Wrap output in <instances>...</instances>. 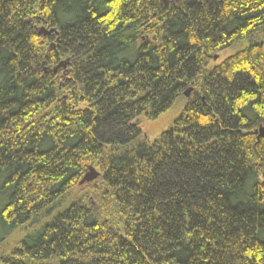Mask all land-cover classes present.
Wrapping results in <instances>:
<instances>
[{"label":"trees","instance_id":"1","mask_svg":"<svg viewBox=\"0 0 264 264\" xmlns=\"http://www.w3.org/2000/svg\"><path fill=\"white\" fill-rule=\"evenodd\" d=\"M261 128L264 0H0V264H264Z\"/></svg>","mask_w":264,"mask_h":264},{"label":"rangeland","instance_id":"2","mask_svg":"<svg viewBox=\"0 0 264 264\" xmlns=\"http://www.w3.org/2000/svg\"><path fill=\"white\" fill-rule=\"evenodd\" d=\"M232 52H233L232 49L222 52L215 61L216 62L221 61L223 58H225L227 55L231 54ZM175 108L169 110L168 112L164 113L155 120H146V121L141 120L140 129L144 134V136L149 141H152L159 134L164 132L167 129V126H169V124L178 117V113H177L178 108L176 109ZM23 229L25 230V228ZM23 229H19L13 232L8 240L0 244V256L8 252L14 246V244L22 236L24 231Z\"/></svg>","mask_w":264,"mask_h":264},{"label":"water","instance_id":"3","mask_svg":"<svg viewBox=\"0 0 264 264\" xmlns=\"http://www.w3.org/2000/svg\"><path fill=\"white\" fill-rule=\"evenodd\" d=\"M60 66H64V64H60ZM190 91H187L185 93V97H189ZM259 136L260 137H264V128H261L259 130ZM99 177V173L96 172L94 169L90 168L89 172L87 174H85V176L82 178V180L80 181V185L84 184V183H90L94 180H96Z\"/></svg>","mask_w":264,"mask_h":264}]
</instances>
